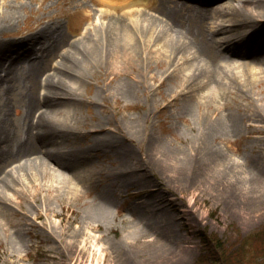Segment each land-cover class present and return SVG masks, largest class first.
I'll return each instance as SVG.
<instances>
[{
  "label": "rangeland",
  "instance_id": "rangeland-1",
  "mask_svg": "<svg viewBox=\"0 0 264 264\" xmlns=\"http://www.w3.org/2000/svg\"><path fill=\"white\" fill-rule=\"evenodd\" d=\"M144 1L147 0H142L138 4L131 3L129 6L134 10L132 9V12L127 14L129 19L118 20L115 19L117 13L126 9L123 10L121 7L117 10L110 9L106 5L104 6L102 0H0V10L6 9L5 13H12L9 8H6L8 2L14 5L11 6L14 18L12 14L7 16V19H10L12 23L3 22L0 26V44L12 45L6 49L5 47L0 49V113L6 115L12 123L13 140L6 141L11 149L14 147V141L21 140L26 135L28 121L25 119L26 100L23 101V97L32 93L35 94V98L37 96V99L41 96V100L44 102L42 96L46 90V74L50 66L54 64L51 61L57 59V57L54 58L55 54L52 55L45 61L43 70L29 75L27 80L17 79V76L5 79L10 71L16 73L18 71L17 58L22 55L20 52L25 47L19 44L30 37L34 31H39L40 27L37 29L36 27L44 21L52 23L50 24L52 27L49 30L46 29L48 36L45 37L49 39L53 33L51 28L58 24L63 33L60 46L62 49L69 46L71 61L76 63L75 57L82 52L85 53L84 46L91 42L78 41V39L84 35L86 37L92 36L89 31L93 32L100 21H104V23L113 21L115 38L118 36L119 45H124L123 49L127 51L126 46L129 39L134 37L132 35L134 19L132 18L139 13L138 11L144 9ZM176 1L190 8H203L202 10H207V6L217 4L216 0ZM162 3L167 8H170V4H172L165 0ZM256 5H260V2L254 1V8ZM146 10L153 13L155 22L168 27L166 22L160 19L161 14L158 13L159 16H157L154 7L146 8ZM5 13L0 14L4 16ZM215 20L204 26L189 21L187 27L191 29L193 35V39L189 43L194 51L197 50L196 45L199 44L201 49H204V53H213V48L208 45L213 43L214 37L210 35L208 29H215L216 38L221 37L223 33L221 30L217 31V23L221 22V17ZM260 21L264 22V18ZM241 28H245V25ZM171 31L175 36L174 38H177L174 30ZM43 37H38V39L41 40ZM36 42L32 43L33 49L38 48ZM74 42L76 44L72 48ZM91 44L95 43L91 42ZM227 44L220 41L219 48L230 55L235 63L242 65L250 63L254 57L264 59V45L257 47L255 44L254 50L250 51V54L243 53L240 51L241 47L235 46V52L240 53L237 55L228 52ZM236 45L242 44L236 43ZM252 52H254L253 55H251ZM120 54L122 58L127 57L121 49ZM139 54L143 55L139 66L133 64L130 54L120 62L121 65L118 62L116 67L105 57L100 63L91 64L88 60V63L83 61V71L80 77L83 80L87 74L89 84L78 89L79 95L81 98H85V102L82 101L80 103L82 105L79 106L76 135L72 133L68 138H63L64 135L59 134L48 141L59 142L63 149L86 146L87 144L89 146L94 137L89 133V130L96 128L97 123L101 121L108 131L109 136L107 137L112 142L131 147L140 160L141 166L150 165L144 158L145 141L138 145L136 138L131 137L125 129V125L122 124V121L126 120V116L128 119H132L134 116L142 115L139 124L140 128L143 129L144 116L148 114L150 117L146 128L149 134L153 133L155 136L165 138L168 140H165L166 142L173 145L180 147L187 145L189 142L187 138L195 128V120L191 119L189 115V118L181 114L178 117L176 111L182 98L192 97L194 100L191 99L190 102L194 101L199 106V100L193 94L197 86L188 89L185 94H181V88L178 87L180 77L178 76L176 79L170 75L183 65L191 66L187 60L189 56L181 55L174 64L170 62L169 65L166 62L163 64V59L158 64L153 63V71H155L156 76L148 84L146 81H149L147 73H150V68L147 59H145L148 53L142 48L139 50ZM198 54L202 59L204 54H201V51H198ZM104 61L107 62L106 65H104ZM73 67L72 64L70 70ZM114 70L118 71L113 72ZM143 76L146 77L144 84L150 87L145 91L142 84L139 85L138 83ZM12 78L14 80L9 85ZM162 79H165L163 80L164 83L159 87L158 84ZM124 82L128 83L134 90L128 97H123L115 91V88L112 89V85L118 87L120 84L124 88ZM201 82L205 83H203L202 90H206L205 86L208 82L206 78L200 79L194 85L200 86ZM167 85H171V91L166 89ZM227 85L229 86V84ZM220 90V94L229 97L230 103H234V101L241 103L242 110L238 108V111L242 115L243 129L238 135H231V137L227 136L226 138L221 136L210 140L209 144L217 147V149L219 146L222 147L225 156L230 161H234L235 166L244 169L242 172V168L236 167L239 171L234 172L236 175H233V177L237 176L235 183L240 187L238 191L243 196V201L235 196L230 198L225 197L224 194L222 196L221 188H218L217 185H211L209 182L194 184L191 180H186L181 174L168 170L167 167L161 165L158 166L159 171H146L151 189L139 190L137 185L130 184V182L120 185L115 197L112 198L114 200L113 205H111V215L104 221L88 218L83 215L82 210L84 206H89L92 197H95L97 193L94 188L95 185L104 186V188L116 187L115 179L111 177L113 176L111 171L115 164L122 162L117 155L114 156V154L109 153L107 156L106 154L103 156V149L90 152L85 163L87 162V166H91L95 174L94 186L79 187V190L71 188L68 193L56 189L57 176L55 172L49 171L40 174L38 176L40 178L29 183V179H24L20 169H17L16 165L19 163V159L14 156L6 157L4 160L0 159V171L4 173L10 170L18 179L17 185L23 189V192L18 199H8L5 194L3 195L5 196L3 203L6 208V229L5 232L0 233V264H79L75 262L79 256L83 257L82 260H84L80 264H264V190L261 187L249 191L247 188L249 184L246 183L247 180L245 181V176H249L250 180L252 174L258 171L263 173L261 171H264V119L254 115L255 105L251 101L243 99L239 94L237 97L229 87L222 85ZM177 95L179 96L178 100L174 99ZM222 109L223 107L220 110ZM51 110L48 113L54 117H59L55 111L53 112V109ZM104 127H102L103 131ZM113 158L114 160L118 158V160L113 161ZM70 162L77 166L76 168L80 167L81 160L73 153L69 155L67 164ZM98 166L104 167L106 172L109 171V174L104 172V177L101 176L97 169ZM83 174L84 177H88L86 173L83 172ZM27 184L30 185L27 186ZM80 190L83 193L82 196L77 193ZM49 197L53 199L50 201L48 200ZM45 198L47 200L44 204ZM46 206L49 219L43 213ZM129 207L136 208V212L146 207L147 210L144 209L152 216L155 226L160 229H157L156 232L161 231L164 234L163 230L166 229V232L168 230L170 234L168 235L174 238L171 246L162 250L146 245L145 240L152 238L154 241V236L141 238L136 242L135 236L139 227L136 225L138 224V217L137 215H128ZM38 212H42V214L38 215ZM33 221H36V225ZM9 222L22 224L21 235H24V246L12 247V244L7 243L8 239L11 238L10 226L12 225H9ZM163 223L164 227L162 226ZM65 234L68 235L65 236ZM73 236L76 238L73 239ZM61 239L63 248L56 245L58 242L61 243ZM71 240L76 241V245L73 247L68 246ZM124 240H126L124 245L135 244L131 247H135V249L128 251L126 247L116 248L114 246ZM152 240L151 242L156 244ZM158 240L164 241L163 239ZM210 240L214 241V244L218 242L220 245V247L217 245L218 250L212 247ZM89 245H93L92 250L88 249ZM83 246L89 252L88 254L78 251ZM97 247L100 248L99 251ZM67 248H72L74 253L69 252Z\"/></svg>",
  "mask_w": 264,
  "mask_h": 264
},
{
  "label": "bare ground",
  "instance_id": "bare-ground-1",
  "mask_svg": "<svg viewBox=\"0 0 264 264\" xmlns=\"http://www.w3.org/2000/svg\"><path fill=\"white\" fill-rule=\"evenodd\" d=\"M140 1L142 0H102L104 6L106 5L112 9ZM165 1L169 2V4L171 2L173 5L170 4V8H167L162 2L147 0L145 1V7L149 9L154 7L155 12L161 14L160 19L166 22L168 27L155 22L152 12L145 9L138 11L139 13L132 18L134 19L132 22V35H134V37H130L128 45L126 46V51L123 49L124 45H119L120 40L118 36L115 38L113 21L106 23L100 21L93 32L89 31L92 36L89 35L86 37V35H84L78 39V41H91L95 44L89 42L84 46L85 53L82 52L75 57L74 60L76 63L71 61L69 46L63 49L60 46L62 43L61 40L63 39L61 26L55 24L53 28H51L53 29V33L48 39V37L45 36H48L47 30L52 27V25H50L52 23L44 21L36 27V29L40 27V30L37 31L35 29L36 31L30 36L31 41H37L36 46H38L39 52H33V46L29 45L26 51L17 58L16 63L17 66H19L17 73L10 71L5 78L17 76V79L23 78L27 80L29 75L39 73L43 70L45 61L52 57V55L55 54L54 58L57 57V59L51 61L54 64L50 66L46 74V90L42 96L44 102H42L41 96L37 99V96L35 98V94L32 93H28L23 97V101L26 100L25 119L28 121L25 131L26 135L22 137L21 140L14 141V147L12 149L6 144V141L13 140L12 123L6 115L0 113V159L4 160L6 157L13 156L18 158L19 163L16 165L17 169H20L19 171L22 173L21 175L24 179H29V183L40 178L38 177L40 174L53 171L57 176L56 189L58 191L61 190L64 193H68L71 188L79 190V187H86L87 185L94 186L95 174L91 166H87L88 163H85L89 157V153L93 152V150L98 151V149H103V156L104 154L107 156V154L112 153L114 156L117 155L118 158H121L122 162L115 164V167L112 168L111 171V175H113L111 177L115 179L114 183L116 187L104 188V186H94L97 193L95 197H92L89 206H84L82 210L83 215L88 218H97L105 221L106 218L111 215L110 210L114 200L112 198L115 197L116 192L123 183L130 182V184H135L138 186L137 189L139 190H145L146 188L151 189L149 188L151 185L149 184L146 171H159L158 166L160 167L161 165L167 167L168 170L181 174L186 180H191L194 184L209 182L211 185H217L218 188H221L220 191L222 196L223 194L228 198L235 196L240 200L243 198L238 191L240 187L235 183V178L237 176L233 177V175H236L234 172L239 171L242 167L239 168L235 166L233 164L234 161H230V159L225 156L222 147L219 146L217 149V147L210 145L209 141L221 136L226 138L227 136L231 137V135H238L243 129L242 115L239 114L241 112L238 111V108L242 110L241 103L239 104L238 101L237 103L235 101L234 103H230L228 96L220 94L222 85L223 87L231 88L236 96L239 94L243 99L254 103V115L260 119H264V59L254 57L250 63L243 65L235 63L230 55L226 54L224 50L221 51L219 43L220 41L228 43L226 46L228 52L237 55H240V53L235 52V46L241 47L240 51H243V53L250 54L249 52L254 50L253 47L255 44L257 47L264 45V22L260 21V19L264 18V0H228L227 2L226 0L221 2L216 0L215 2H217V4L214 6H207V10H202L203 8H190L176 0ZM254 1L260 2V5H256V8H254ZM11 6L14 5L8 2V7L6 8H9L12 13H5L6 9L0 10V13H5L4 16L0 14V26L3 22L7 24L12 23L10 19H7V16L11 14L14 18L13 8ZM129 9L130 8L123 12H118L115 19L123 20V18H128L127 14L132 12ZM220 17L221 22L217 23V31H223L221 37L216 38L215 29H208L210 35L214 37L213 43L208 45L213 48V53H204V49H201L199 44L196 45L197 50L199 52L201 51V54H204L201 59L198 51H194L190 46L189 41L193 39V35L190 31L191 29L187 27V24L191 20L204 26ZM244 25L245 28H241ZM171 30H174L177 38H174L175 36ZM202 35H204L203 32ZM41 36L44 37L39 40L38 37L40 38ZM236 43L242 45H236ZM73 44L72 48L75 46L76 42ZM9 46L12 45L1 43L0 49L2 47L6 49ZM142 48L148 53L145 58L150 68V73H147L149 81L146 82H148V84H150V80L152 81V78L156 76L155 71H153V63L158 64L163 59V64L166 62L169 65L171 63L174 64L181 55L189 56L187 60L192 67L190 65H183L170 75L174 76L176 79L178 76L180 77L178 80V87L181 88V94H185L188 89L197 86L193 94H195L199 100V106H197L198 104L194 103V101L192 103L190 102L192 97L182 98L176 111L178 117L181 114L189 118V115L191 119L195 120V128L193 133L187 138L189 140L187 145L184 147L173 145L166 142L165 140L167 139L165 138L155 136L153 133L149 134L146 128L148 118L150 117L148 114L144 116V122L142 123L143 129L140 128L139 124L141 123L140 118L142 115L138 117L134 116L132 119L130 118L131 120L126 116V120L124 122L122 121V124L125 125V129L131 137L136 138L138 145L145 141L144 158L150 165H145L143 163L144 166H141L140 160L136 157L131 147L112 142L111 139L107 137L109 136L107 133L108 131L101 121L97 123L98 125H96V128L89 130V133L94 136L89 146H87V144L86 146L63 149L59 142L55 141L53 143L48 141L50 138L59 134L64 135L63 138H68L72 133L76 135L79 122L77 117L80 110L79 106L82 105L80 104L82 101L85 102V98H81L79 95L78 89L83 85L87 84L88 86L89 84L87 74H85L83 80L80 77L83 71V61L88 63V60L91 64L100 63L105 57L116 67L118 62L120 64V62L125 60L130 54L133 64L139 66L141 57H143V55L139 54V50H142ZM120 49L127 57L122 58ZM256 53L259 54L258 52ZM162 54L164 55L162 56ZM253 54L254 52L251 53V55ZM260 59H262V61H260ZM191 61H193V63H191ZM106 63L107 62L104 61V65H106ZM72 64L74 67L70 70ZM118 70H114L113 72H117ZM187 70H189V72H187ZM159 72L161 71L159 70ZM145 78L146 77L143 76L141 80L138 81L139 85L142 84L144 91L150 88L148 85L144 84ZM205 78L206 81L208 79L205 86L207 88L206 90H202L205 84L204 82H201L200 86L194 85L198 83L200 79L202 80ZM13 80L14 78L10 80L9 85L12 84ZM163 80L165 79L159 82V87L164 83ZM220 84L221 86L219 87ZM227 84H229V86ZM113 88L123 97H128L134 92L129 84L125 82L124 88L122 84L118 87L112 85V89ZM166 89H170L169 91H171V85H167ZM178 97L177 95L174 99L178 100ZM92 101L94 102V99H92ZM235 104H237V106H234ZM219 106L220 109L222 107L223 109L220 110ZM51 109H53V112L55 111L59 117H54L48 113ZM101 126L104 127V131ZM71 153H73L74 156L77 155L79 160H81L79 168L72 165V162L67 164V160ZM118 158L115 159L118 160ZM112 160L117 161L114 160V158ZM75 161L78 162V160ZM97 169L100 175L104 177V172H106L105 168L98 166ZM82 171L86 173L88 177H84ZM241 171L244 172V169ZM261 172L263 173H259L258 171L256 172L258 174H252L250 180L249 176H245V181L247 180L246 183L249 184L247 187L249 191H251V189L254 191L261 187L264 190V171ZM106 173L109 174V171ZM17 180L18 179L10 170L4 173L0 171V233L5 232L6 229V208L3 203L5 201V196L8 199H18L23 192V189L18 187ZM28 185L30 184H27V186ZM249 191L247 190V193ZM77 193L79 196L83 195L81 190ZM4 194L5 196H3ZM52 199V197H49L48 200L51 201ZM46 200L47 198L44 199V204ZM140 203L143 204L142 202ZM45 208L46 210L44 209L43 213L49 219L47 206ZM144 208L146 209V207ZM144 208L137 212L134 207H129L128 210L129 216L137 215L138 217V224L136 225L139 227L137 226L138 233L135 236V241L138 242L141 238L154 236V241L152 238H149L145 240V244L149 245V247H156V249H168L172 241H174V238L169 236L170 234L168 230L166 232V229L163 230L164 234L161 231L156 232L158 228L153 223L152 216H150L146 211L147 209L145 210ZM41 214L42 212H38V215ZM33 222L34 225H36V221ZM23 223L22 221V224ZM22 224L18 222H9V225H12L10 226L11 238L8 239L7 243L10 245L12 244V247H22L25 245L24 235H21ZM162 226L164 227V223ZM154 233H157V235H154ZM67 235L68 234H65V236ZM74 236L73 239L76 238ZM158 239H163L164 241L162 240L163 242H160ZM151 240L156 242V244L152 243ZM125 242L126 240L114 246L116 248L126 247L128 251L135 249V247L131 248L135 244L124 245ZM92 243L94 244V242ZM56 245L59 248H63L62 239L61 243L58 242ZM75 245L76 241L72 240L68 244L69 247ZM92 247L93 245H89L88 249ZM67 250L74 253L72 248H67ZM97 250L99 251L100 248L97 247ZM78 251L85 254L89 253L87 249H85V246L80 247ZM81 255L83 256V254ZM82 258L83 257L79 256L75 262L79 264L82 263L84 261Z\"/></svg>",
  "mask_w": 264,
  "mask_h": 264
},
{
  "label": "trees",
  "instance_id": "trees-1",
  "mask_svg": "<svg viewBox=\"0 0 264 264\" xmlns=\"http://www.w3.org/2000/svg\"><path fill=\"white\" fill-rule=\"evenodd\" d=\"M212 240H210V242H211ZM214 241H212V243H211V245H212V247L215 249V250H218V246L217 245H219L218 244V242H216L214 245ZM219 247H220V245H219ZM223 256H224V254H222ZM224 260V259H223ZM225 263H226V261H225Z\"/></svg>",
  "mask_w": 264,
  "mask_h": 264
}]
</instances>
